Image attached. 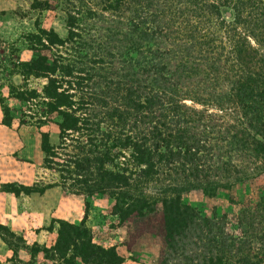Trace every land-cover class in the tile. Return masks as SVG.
I'll return each instance as SVG.
<instances>
[{"label": "trees", "instance_id": "obj_1", "mask_svg": "<svg viewBox=\"0 0 264 264\" xmlns=\"http://www.w3.org/2000/svg\"><path fill=\"white\" fill-rule=\"evenodd\" d=\"M189 1L177 0L175 4H168V0H126L127 5L132 6L129 12H137L129 18L134 26L131 31L134 38H129L115 26L122 0H102L103 11L109 13L107 17L91 8L82 12L76 10L77 17L72 14L68 17L70 32L66 40H60L53 32L47 33L54 37L47 40L50 44L69 45L68 58L60 56L64 63L52 61L50 64L47 57L38 56L22 64L27 74L47 79L43 94L50 100L48 112L58 113L61 117L59 146H51L48 135L42 134L45 168L59 178L58 183L45 187L60 186L87 197H114L111 212L124 222L135 209L147 206L145 200L133 201L125 192L134 176L151 177L173 170L184 180L192 179L198 183L209 176V169L214 172L215 164L210 165L213 157L221 163L217 169L227 179L245 173L243 168L238 169L229 161L222 162V155L208 144V125L212 128L216 124L212 120L205 123L206 112L184 103L186 100L206 102L200 95L208 93L215 104L226 99L236 106L242 115L241 121L247 119V115H254L247 120L248 130L255 131V135H249L247 129H243L245 132L237 130L242 126L237 123L231 126V137L239 145L242 142L256 156L263 155L264 160V121H258L261 120L259 112L264 111V57L256 59L257 52L250 48L247 37L236 40L235 28H231L223 38L235 45L225 62L234 59L238 68L244 67L245 73L234 70L235 66L233 70L223 68L225 78H233L232 89L229 93H217L215 89L211 92L208 83L219 77L223 63L214 50L222 38L211 32L209 21L214 15L211 9L216 5L212 0ZM237 1L239 3L234 5L232 0H225L227 5L232 4L236 24L245 25L248 33L263 44L264 33L255 32L257 29L264 31L261 0H244L248 1L246 4ZM134 4H138V8H133ZM186 12L190 19L184 14ZM184 15L181 24L178 23L176 19ZM82 18L90 19L97 36L80 27ZM191 18L197 19L194 27ZM58 70L60 78L55 76ZM84 80L88 82L81 85ZM97 86L104 90L99 95L92 94ZM80 90L88 91L89 97L76 101V95L70 91ZM25 94L22 92L18 99L28 101ZM155 114L158 118L152 124L150 121L155 119ZM4 124L8 126L10 121ZM239 136L243 140L237 138ZM45 187L12 186L2 192L15 197L28 196L43 194ZM164 204L165 223L170 220L172 223L168 224L171 225L170 240L162 264H205L207 259L211 262L214 252L209 245L223 235V232L214 231L216 222L202 220L177 200H166ZM54 223L58 227L53 246L42 249L34 244L30 251L31 261L21 263L18 259L17 264H36L35 256L40 253L44 255L43 264H75L79 257L84 264L123 262L115 249H106L93 242L92 232L85 222L73 224L53 219L48 231L54 229ZM1 229L7 236L15 238L6 227ZM16 239L22 241L20 237ZM3 240L7 241L6 238ZM7 245L14 258H18L19 245L9 242ZM200 250L203 258L198 254Z\"/></svg>", "mask_w": 264, "mask_h": 264}, {"label": "rangeland", "instance_id": "obj_2", "mask_svg": "<svg viewBox=\"0 0 264 264\" xmlns=\"http://www.w3.org/2000/svg\"><path fill=\"white\" fill-rule=\"evenodd\" d=\"M101 1L0 0V264H17L18 259L21 263H28L31 261L30 251L34 244L42 249L53 246L58 227L54 223V229L48 231L53 219L73 224L85 222V226L92 232L93 242L106 249H115L116 254L123 259L121 264H162L170 240L171 225L168 224L172 223L170 220L166 224L164 220L166 200L179 201L181 205L196 212L202 220L216 222L214 231L223 232L222 237L218 235L219 237L210 243L209 249H212L214 255L211 256V262L207 259L205 264H264L263 155L256 156L242 142L239 145L231 137V126L237 123H242L237 130L245 132L243 129H247L249 135H255V131L248 130L247 120L254 118V115H247V119L241 121L242 115L236 110V106H232L226 99L215 104L210 99V93L200 95L206 102L186 100L184 103L195 110L206 112L208 118L205 123L209 124L212 120L216 124L212 128L208 125V144L213 146L217 154L222 155V162L229 161L236 168H243L245 173H239L237 177L229 180L217 169L221 163L213 157L210 165L213 167V163L215 164L214 172L217 174L211 169L207 171L209 176L205 179L208 184L204 178L198 183L192 179L184 180L173 170H165L162 174L151 177L134 176L125 192L133 201L145 200L147 206L135 209L124 222L119 221L111 212L114 197H87L74 194L60 186L45 187L58 183L59 178L55 172L45 168L44 154L41 151L42 134L48 135L51 146H59L61 117L58 113L48 112L47 103L50 100L43 94L47 79L27 74L22 64L38 56L47 57L50 64L52 61L57 64L64 63L60 56L68 58L69 45L50 44L47 40L54 37L47 33L53 32L60 40H66L70 32L68 17L70 14L77 17L76 10L82 12L91 8L107 17L109 13L103 11ZM176 1L168 0V4H175ZM241 1L245 4L248 2ZM212 2L216 6L211 9L214 15L209 19L212 29L210 31L217 38L223 39L216 43L214 49L223 63L219 77L211 79L208 86L210 84L211 92L215 89L217 93H229L233 78L227 80L223 68L230 70L235 66L234 70H243L244 73L245 71L244 67L238 68L232 58H229L226 64L225 59L230 57L235 44L228 39L224 40V35H227L231 28H235L234 38L240 40L247 37L250 48L257 52L256 59L264 57V42L262 44L259 38L252 37L245 25L236 24L231 3L227 5L225 0ZM261 2L264 5V1ZM232 3L237 5L239 2L232 0ZM127 4L126 0H122V6L116 13L120 17H113L116 18L115 26L120 32L134 38L131 33L134 26L129 18L137 12L130 13L132 6ZM138 6L134 4L133 8ZM184 14L188 19L189 13ZM183 18L185 15L176 21L181 24ZM82 20L80 27L85 31L89 29L91 34L97 36L96 28L92 27L90 19ZM196 21L197 19L191 18L193 27ZM255 32L264 33L262 29ZM257 34L254 33V36ZM86 50L84 51L87 52ZM55 76L60 78L61 72L56 71ZM86 82L88 81L84 80L80 83L84 85ZM102 90L104 89L97 86L91 93L99 95ZM22 92L27 93L23 96L28 101L18 99ZM70 92H74L76 101L77 98L89 97L88 91ZM259 115L261 120L257 119L260 123L264 121V111L259 112ZM153 117L155 119L150 121L152 124L158 118L156 114ZM5 121H10V124L5 125ZM104 127L114 130L109 125ZM237 138L242 139L241 136ZM256 138L263 139L261 136ZM12 186L46 189L43 194H20L18 197L2 192ZM113 194L115 196V193ZM188 212L190 214V211ZM3 226L15 234V238L7 236L6 231L1 229ZM17 237L22 241L18 242ZM7 242L16 244L14 246L19 245L18 258H14ZM195 246L198 247L197 244ZM198 254L203 258L201 250ZM43 256L38 254L34 262L45 263ZM75 264L84 262L79 257Z\"/></svg>", "mask_w": 264, "mask_h": 264}]
</instances>
